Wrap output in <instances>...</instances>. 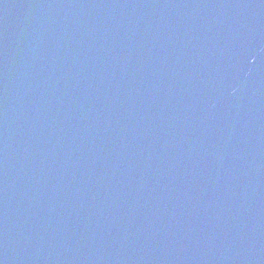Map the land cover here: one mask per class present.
Listing matches in <instances>:
<instances>
[{
	"label": "water",
	"instance_id": "1",
	"mask_svg": "<svg viewBox=\"0 0 264 264\" xmlns=\"http://www.w3.org/2000/svg\"><path fill=\"white\" fill-rule=\"evenodd\" d=\"M0 264H264V0H0Z\"/></svg>",
	"mask_w": 264,
	"mask_h": 264
}]
</instances>
